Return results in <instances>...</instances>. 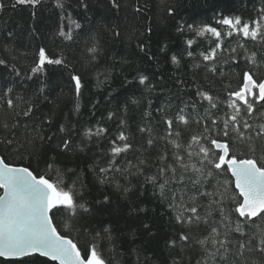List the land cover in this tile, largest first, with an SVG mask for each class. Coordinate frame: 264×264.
<instances>
[{"label": "trees", "instance_id": "16d2710c", "mask_svg": "<svg viewBox=\"0 0 264 264\" xmlns=\"http://www.w3.org/2000/svg\"><path fill=\"white\" fill-rule=\"evenodd\" d=\"M14 2L3 0L5 8L0 10V58L7 60L6 65H0V136L11 138L14 133L16 139L24 141L38 133L45 139L41 141L37 135L34 148L27 150L0 148V156L13 166L28 167L34 175H46L51 180L56 179V173L48 171L47 163L54 158L57 169L73 170L65 177V188L79 175L76 201L86 204L90 212H80L75 221L66 220L58 212L54 223L60 234L77 244L82 257L94 234L110 226L113 242L97 241L108 264H136L137 253L141 264H171L174 258L180 264H198L202 257L200 246L191 243L182 248L178 235L187 232L193 241L207 236L213 222L220 221L219 211L212 213L208 224L194 223L190 227L177 224L167 205L154 195L153 185L145 183V176L156 173L161 156L171 164L173 153L179 151L185 162H189L186 148L193 134L229 143L230 156L238 158L252 156L249 145L254 144L256 159L264 163V138L256 137L255 131L250 133L251 140L243 142L236 139L234 132L228 137L223 135L225 120L234 114L229 107L233 100L229 93L242 87L243 72L249 71L257 82L264 79V41H253L240 33L228 36L227 26L217 23L223 16H240L250 27H255L257 21L264 24L259 15L264 0H117L118 8L112 0H60L63 7L58 6L57 0H40L35 7H12ZM169 8L173 9V15H169ZM189 24L194 28L203 24L216 27L222 39L210 34L198 37L187 27ZM181 27L183 31L178 30ZM61 32L69 34L71 39ZM188 40L194 41L191 47ZM141 43L145 45L144 51L139 48ZM217 43L220 48L216 49L215 60L204 61L201 53L211 51ZM5 46L11 49L10 54L5 52ZM94 46L95 54L89 51ZM41 48L48 59H60L62 63L45 62L40 71L33 73ZM252 53L256 54L255 65L246 60ZM173 56L177 63L172 62ZM73 75L81 78L79 97ZM139 75L147 77L144 84L139 82ZM199 92L212 96L216 107L211 108ZM9 100L14 107L8 106ZM29 103L35 105L31 118L18 116ZM261 113H264L261 104L256 105L251 117L242 112L237 126L242 128L245 119L254 126L264 123ZM178 114L189 120L187 126L176 121ZM165 119L173 120L171 137L167 135ZM121 120L125 121L124 125ZM5 123L17 127L6 131ZM61 125L65 126V132H60ZM141 127L151 131L141 132ZM206 127L211 131L205 132ZM98 128L105 131L91 137L83 134L86 129L95 133ZM121 131L129 137L127 142L132 147L116 157V165L124 168L126 162L136 165L138 158L143 159L146 161L140 165L143 175H137L133 167L131 174L110 173L113 179L102 184L99 169L112 159L113 142L122 145L117 139ZM176 132L181 135L176 136ZM47 137L52 139L49 141ZM149 138L154 141L153 146L147 144ZM63 139L71 140L66 151L59 147ZM169 139L177 140L182 147L177 149ZM202 142L212 148L210 141ZM197 160L193 157L191 163ZM213 171L216 174L209 177L207 190L223 192L227 188L228 197L235 195L241 199L229 172ZM117 184L122 187L118 189ZM124 187L129 189L127 193ZM188 189L191 191L190 183ZM105 196L109 197L108 202H104ZM207 203L208 198H201L202 217ZM224 207L234 209L235 202L225 198ZM141 208L145 211H133ZM231 219L235 227L237 214L232 213ZM66 222L69 227L65 226ZM145 224L150 227L145 229ZM262 225L264 220L253 218L252 226H245L246 235L230 233L231 253L227 264H264V253L255 250L258 226ZM216 226L219 228V223ZM220 231L223 233L225 229ZM253 235L256 236L251 241L253 250L249 252L246 247L243 256L237 259L239 242L248 245L249 236ZM172 239L178 241L174 248L169 246ZM0 264H4L2 259ZM24 264L55 263L33 257L25 258Z\"/></svg>", "mask_w": 264, "mask_h": 264}, {"label": "snow or ice", "instance_id": "6c2138e0", "mask_svg": "<svg viewBox=\"0 0 264 264\" xmlns=\"http://www.w3.org/2000/svg\"><path fill=\"white\" fill-rule=\"evenodd\" d=\"M39 2L40 0H15L12 7H16L17 5H32L35 7ZM57 3L58 6L63 7L60 0H57ZM112 4L114 7H119L117 0H112ZM4 8L5 4L3 0H0V10ZM168 12L169 15L174 14L172 8H169ZM259 15L260 20L264 21V8L260 10ZM217 23L227 26L228 31L226 34L228 36L233 35V33H240L245 38H251L253 41L257 39L264 41V24L259 21L254 22L255 27H250L248 23L242 21L240 16H223L217 20ZM77 26L79 27V25ZM187 27L194 30L198 37L210 34L217 40L222 39V33L216 27L208 24H203L196 28L189 24ZM178 30L183 31V27ZM150 31L151 29H149ZM61 35L65 36L66 39H71L69 34L61 32ZM116 35L118 36L119 33L117 32ZM193 43V40L187 41L189 47ZM139 48L141 51H144L145 45L141 43L139 44ZM218 48H220L219 43L211 51L201 53L203 60H215L217 55L216 49ZM161 50L163 51V49ZM89 51L95 54L97 48L94 46ZM232 51L235 52V49ZM5 52L10 54L11 49L5 46ZM188 55L191 56L192 53L189 52ZM171 59L173 63H177L175 56ZM246 60L249 64L255 65L257 63L256 54L252 53L246 56ZM45 62L62 63L60 59H48L45 55V50L41 48L39 51V63L36 67L32 68V72L40 71ZM6 64L7 60L0 58V65ZM72 80L75 82V91L77 97H79L82 88L81 78L73 75ZM146 80V76L139 75V82L141 84H144ZM254 90H258V94ZM198 94L201 99L209 102L211 108L216 107L212 96L206 92H199ZM229 95L235 98L229 104V107L234 110V114L228 120H225L223 135L228 137L230 132H234L236 139L243 142L245 140H251L250 133L255 131L256 137L264 138V123H259L258 126H254L245 119L243 120L242 128L237 126L241 123L240 117L242 112L246 111L248 116L251 117L255 113L257 104L264 106V79L257 82L249 71H245L243 72L242 87L230 92ZM241 104L243 107H241ZM8 106L10 108L14 107L13 101L9 100ZM34 107V104L29 103L26 110L22 113H17V115L31 118ZM78 109L79 105L77 104ZM205 111L207 112L208 110L206 109ZM111 116L112 114L110 113L109 118ZM260 118L264 120V113H261ZM175 119L185 126L189 124V120L183 114H178ZM164 123L168 125L167 135L171 137L173 135L171 131L173 120L165 119ZM212 123L215 125L217 122L213 119ZM124 124L125 121L121 120V125ZM16 127L17 124L10 126L5 123L3 125L6 131H11V129ZM59 130L60 132H65L66 128L64 125H61ZM139 130L141 132L151 131V129L145 127H141ZM104 131V129L98 128L93 133L91 129H86L83 134L91 137L92 135H101ZM210 131L207 127L205 128V132ZM37 135L41 141H44L45 137L43 135H39L38 133ZM37 135H33L24 141L16 139L14 133L11 138L7 135L0 136V148L6 151L27 150L29 147L34 148ZM175 135L180 136L181 134L176 132ZM47 139L50 141L52 138L47 137ZM117 139L123 142L122 145H116L113 142L110 150L112 159L108 161L106 167H100L99 169V182L102 184L110 182L113 179L109 175L110 173L117 172L121 175L131 174L130 169L133 167L136 168L137 175H143L140 165L145 164L146 161L140 158H138V164L136 165L131 164V162H126V167H117L116 157L128 152L132 147L127 142L129 137L123 131L119 133ZM202 140L210 141L212 148L207 147ZM169 143L175 145L177 149L182 147L177 140L169 139ZM147 144L153 146L154 141L149 138ZM70 145V139H63L59 147L61 151H66ZM213 148L218 151L214 152ZM230 150L231 146L227 142L221 143L212 136L193 134L186 148L189 162H185L184 156L179 151L173 153V163L171 164L167 162L166 157L161 156V165L157 168L156 173L145 176V183L153 185L154 195H158L160 202L167 205L168 210L173 213L172 218L177 224L189 227L194 223L199 224L203 222L208 224L212 213L219 211L220 221L213 222L207 236L193 241L187 232L182 231L178 235V241L182 242V248L191 243L200 246L202 257L198 261V264H227L228 256L231 253L229 247L231 243L229 240L230 233L236 232L241 235H246L244 231L245 226L251 227L253 218L264 220V163H260L256 159L254 155L256 151L254 144L249 145V151L253 155L246 158H238L236 155L229 156ZM193 157L198 158L197 163H191ZM224 165L227 166L226 169H224ZM47 169L48 171H55V180L49 179L46 175H34L28 167L13 166L3 156H0V190H2V194H0V259L4 261V264H24L25 258L33 257L48 258L52 262H55V264H108V261L103 258L99 250L97 241L99 239H107L110 244L113 242L110 226H105L102 232L97 231L94 234L93 242L83 257L77 244L67 236L60 234L57 230L54 223L56 213L61 212L66 216V220L75 221V218L80 212L88 213L90 209L86 204H78L76 201L77 192L75 185L79 180V175L65 188L63 187L65 177L73 170L57 169L54 158H51L47 163ZM213 169L217 172L226 170L231 173L235 189L242 199H237L235 195L228 197L227 188L223 192H219L218 189L212 192L207 190L206 183L209 181V177H213L216 174ZM189 183L191 184V191L188 189ZM225 183L228 182L225 181ZM121 187V185L117 184L118 189ZM123 191L127 193L129 189L124 187ZM217 195H219L218 199L216 198ZM201 198H208V203L204 206L207 211L203 217L199 211ZM225 198H230L235 202L234 209H225ZM108 201L109 197L105 196L104 202ZM133 211H145V209H133ZM232 213L237 214L235 227L232 226ZM216 223H219V228L216 226ZM65 226L69 227L67 222ZM144 227L148 229L150 226L145 224ZM220 228H224L225 231L221 233ZM258 229L259 239L255 245V250L264 253V225L258 226ZM84 230L88 231L87 227ZM253 239H256L255 235L249 236L248 245L239 242L236 252L237 259L243 256L246 247L249 252L253 250L251 245ZM178 241L176 239L170 240L169 246L176 247ZM136 264H141L139 253H137ZM171 264H180V262L174 258Z\"/></svg>", "mask_w": 264, "mask_h": 264}, {"label": "water", "instance_id": "95a60500", "mask_svg": "<svg viewBox=\"0 0 264 264\" xmlns=\"http://www.w3.org/2000/svg\"><path fill=\"white\" fill-rule=\"evenodd\" d=\"M234 98V97H233ZM235 99V98H234ZM229 174H230V176H231V173L229 172ZM233 184H234V181H233ZM234 188H235V184H234ZM236 190V189H235ZM237 191V190H236ZM237 193H238V191H237ZM0 194H2V190H1V193ZM242 199V198H241ZM42 258H44V257H42ZM45 259H47V260H49L48 258H45ZM49 261H51V260H49ZM52 262V261H51ZM55 263V262H54Z\"/></svg>", "mask_w": 264, "mask_h": 264}]
</instances>
